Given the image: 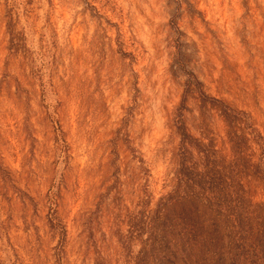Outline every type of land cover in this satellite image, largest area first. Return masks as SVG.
Listing matches in <instances>:
<instances>
[{"label":"rangeland","instance_id":"1","mask_svg":"<svg viewBox=\"0 0 264 264\" xmlns=\"http://www.w3.org/2000/svg\"><path fill=\"white\" fill-rule=\"evenodd\" d=\"M183 69L264 137V0H0L3 263L132 264L129 217L177 166ZM183 120L228 154L195 93Z\"/></svg>","mask_w":264,"mask_h":264},{"label":"trees","instance_id":"2","mask_svg":"<svg viewBox=\"0 0 264 264\" xmlns=\"http://www.w3.org/2000/svg\"><path fill=\"white\" fill-rule=\"evenodd\" d=\"M183 71L171 188L152 209L129 217L120 237L123 257L132 264H264V201L254 200L256 189L264 191V137L246 112L209 96L192 71ZM188 93L223 118L228 154L214 140L203 142L188 131L183 120Z\"/></svg>","mask_w":264,"mask_h":264}]
</instances>
